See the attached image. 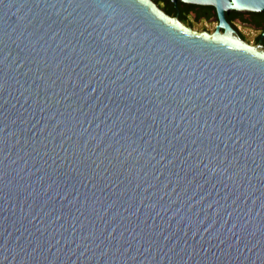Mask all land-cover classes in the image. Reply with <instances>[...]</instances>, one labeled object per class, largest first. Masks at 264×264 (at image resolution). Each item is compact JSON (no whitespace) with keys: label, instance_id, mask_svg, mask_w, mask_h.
<instances>
[{"label":"water","instance_id":"95a60500","mask_svg":"<svg viewBox=\"0 0 264 264\" xmlns=\"http://www.w3.org/2000/svg\"><path fill=\"white\" fill-rule=\"evenodd\" d=\"M180 1L0 0V264H264V0Z\"/></svg>","mask_w":264,"mask_h":264},{"label":"flooded vegetation","instance_id":"af4514ba","mask_svg":"<svg viewBox=\"0 0 264 264\" xmlns=\"http://www.w3.org/2000/svg\"><path fill=\"white\" fill-rule=\"evenodd\" d=\"M156 3L164 13L177 18L184 26L197 32H209L208 25L213 24L209 32L211 33L218 23L215 9L211 5L184 3L180 0H163ZM224 18L243 41L264 48V11L229 10L224 13Z\"/></svg>","mask_w":264,"mask_h":264},{"label":"rangeland","instance_id":"374dc122","mask_svg":"<svg viewBox=\"0 0 264 264\" xmlns=\"http://www.w3.org/2000/svg\"><path fill=\"white\" fill-rule=\"evenodd\" d=\"M209 26V32H210V30L213 28V24H210V25H208ZM196 28V27H195ZM198 28V27H197ZM245 32H247V33H249V31L248 30H245ZM249 38H251L250 36H249Z\"/></svg>","mask_w":264,"mask_h":264},{"label":"trees","instance_id":"16d2710c","mask_svg":"<svg viewBox=\"0 0 264 264\" xmlns=\"http://www.w3.org/2000/svg\"><path fill=\"white\" fill-rule=\"evenodd\" d=\"M153 1H154V2H155V1H156V2H159V1H163V0H153ZM156 2H155V3H156ZM156 4H157V3H156Z\"/></svg>","mask_w":264,"mask_h":264}]
</instances>
